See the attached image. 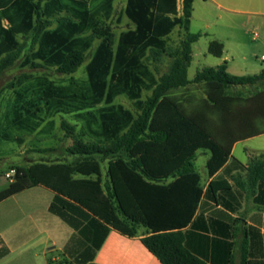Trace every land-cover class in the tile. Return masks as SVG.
Segmentation results:
<instances>
[{
  "label": "trees",
  "instance_id": "1",
  "mask_svg": "<svg viewBox=\"0 0 264 264\" xmlns=\"http://www.w3.org/2000/svg\"><path fill=\"white\" fill-rule=\"evenodd\" d=\"M114 1L103 0L101 10H92L91 0H0V20L9 24H0V74L21 61L67 76L86 64L87 74L80 92L56 86L48 76L28 83L25 90L34 92L39 104L74 113L84 128L80 133L63 120V130L74 141L65 149L70 158L15 166L13 178L0 189V202L39 185L55 192L49 211L74 230L57 264H88L112 229L135 237L141 227L148 230L141 241L162 264H206L186 248L183 233L203 193L195 154L202 148L211 151L207 168L213 175L235 142L264 134V70L237 76L224 62L190 80L192 46L203 36L189 31L193 0H182L180 16L178 0H127L125 15L134 28L122 32L116 45L109 29L84 36L100 12L111 15ZM178 26L183 38L169 47L167 40ZM95 39L101 42L89 60ZM208 52L220 58L224 44L213 39ZM164 58L170 60L168 71L156 77L150 62ZM28 78L18 77V84ZM190 85L200 86L204 97L178 95ZM250 85L260 89L250 96L232 91ZM144 90L150 94L141 101ZM15 92L13 123L34 132L38 126L26 115L32 109L25 94ZM120 95L137 102L136 115L113 104ZM102 102L104 107L93 109ZM245 184L251 194L264 186V154L250 162ZM228 187L226 181H213L209 190ZM8 252L4 247L0 258Z\"/></svg>",
  "mask_w": 264,
  "mask_h": 264
},
{
  "label": "crops",
  "instance_id": "2",
  "mask_svg": "<svg viewBox=\"0 0 264 264\" xmlns=\"http://www.w3.org/2000/svg\"><path fill=\"white\" fill-rule=\"evenodd\" d=\"M196 1L212 4L220 12L216 25L219 24L226 36L215 34L211 40L222 42L224 53L226 41L232 35L235 37L237 31H241L242 37L235 38L232 44H243V36H248V25L258 27L264 35V19L260 22L254 19L264 18V0H193V6ZM178 15H182L179 8ZM192 19L193 15L189 31ZM203 20L205 29H209L211 16L206 14ZM0 24L9 26L6 19H1ZM175 29L182 30L184 35L183 28L178 26L173 31ZM260 42L264 46V36ZM224 53L220 57L222 63L227 62ZM252 55L256 56V53ZM1 137L6 138L7 134ZM263 154L264 134L235 142L224 166L210 175L207 164L211 151L197 150L193 164L201 177L203 193L195 215L183 233L186 248L206 264H264V186L257 185L255 193L251 194L245 184L250 162ZM213 181H226L229 187L212 193L209 186ZM54 196V191L39 185L0 202V239L3 241L0 254L4 247L9 250L0 258V264H46L45 249L49 245L53 246L48 250L58 248L62 257L47 264H56L63 258V249L74 230L49 211ZM147 233L148 230L141 227L138 236L129 237L112 229L88 264H162L141 241Z\"/></svg>",
  "mask_w": 264,
  "mask_h": 264
},
{
  "label": "rangeland",
  "instance_id": "3",
  "mask_svg": "<svg viewBox=\"0 0 264 264\" xmlns=\"http://www.w3.org/2000/svg\"><path fill=\"white\" fill-rule=\"evenodd\" d=\"M102 2L103 0H91V9L101 10ZM126 3L127 0L114 1L111 15L105 17L104 13L100 12L95 18V23L90 24L85 29L83 35H94L96 30L109 29L113 34V40L116 45L120 34L131 29L133 25L125 15ZM178 8L179 11L182 12V0H178ZM206 14L211 16L209 29H205V22L203 20V17H205ZM219 14L220 12L216 10L212 4H204L203 1H196L193 6V19L190 32L202 33L203 36L193 45V61L188 70L189 79H193L199 71L206 67H215L222 63L220 58L215 57L208 52L211 39L216 35H225V32L220 29V26H218L219 24L216 25V18H218ZM254 19L257 22H260L264 18L255 17ZM219 22H221V24L223 23V21ZM55 26L56 24L54 27ZM246 29L248 31V36L246 38L243 36V44L241 46L232 44L235 38L242 37L241 31H237L235 37L232 35L226 41L224 56L228 63V71L237 76L256 75L264 69V61L261 60V57L264 54V46L260 42V39H262L264 35L260 29L254 25H248ZM255 32L261 35L260 39L254 40L253 35ZM182 38L183 31L175 29L167 40V44L169 47H177ZM19 39L21 42L25 41V38L22 36H20ZM100 42L101 40L99 39L93 41L88 50L89 60L95 54ZM253 53H256V56L252 55ZM169 62V58H164L157 64L151 61L149 68L156 77H159L168 71ZM155 65L158 68V72L155 70ZM22 75H26L29 78L25 79L26 83L19 85L18 77ZM36 76H48L54 85L70 86L73 91L80 92L86 85V64L82 66L76 74L67 76L58 74L55 68H30L29 65L25 66L21 61L16 67L0 76V189L9 181L5 175L10 173V170L15 166H27L43 160L56 162L70 158L65 152V149L71 146L74 141L67 135L66 131L63 130V120L68 121L71 125H77V131L80 133L84 128L83 122L77 121L78 119L74 113L64 114L58 112L54 108L48 107L46 104H39L35 93L25 90L28 83L33 82L34 77ZM13 83H16L15 89L11 88ZM259 89L260 88L256 85H250L237 87L232 91L243 96H250ZM16 90L25 94L24 98L26 99L28 106L32 109V111L26 115L30 114L31 124L34 125V123H37L38 127L34 132L21 130L13 123L14 105L17 98ZM149 94V91L144 90L140 100L144 101ZM178 95L200 98L204 97L203 91L198 85H190L188 89L180 91ZM113 104L124 107L134 115L138 112L137 102L130 100L126 95L117 96L113 100ZM104 106L105 103L102 102L93 109L98 110ZM4 133L7 134L6 138L1 137ZM18 139H22V142L20 143ZM45 149L54 150L43 152ZM107 165V161L101 163L103 176L106 174ZM52 246L53 245H49L45 249L47 253L46 264L52 259L62 257L58 248L48 250V248ZM55 263L57 264L58 262Z\"/></svg>",
  "mask_w": 264,
  "mask_h": 264
},
{
  "label": "built area",
  "instance_id": "4",
  "mask_svg": "<svg viewBox=\"0 0 264 264\" xmlns=\"http://www.w3.org/2000/svg\"><path fill=\"white\" fill-rule=\"evenodd\" d=\"M253 37H254V39H258L259 34L254 33ZM261 60L264 61V56L261 57ZM14 174H15V170H11L10 173H7L5 176H6V178L11 180L13 178Z\"/></svg>",
  "mask_w": 264,
  "mask_h": 264
}]
</instances>
